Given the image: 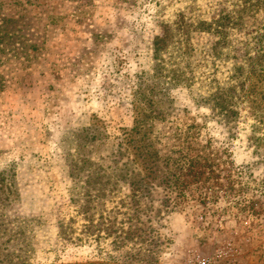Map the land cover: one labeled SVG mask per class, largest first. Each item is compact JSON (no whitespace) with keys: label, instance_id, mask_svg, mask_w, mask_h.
<instances>
[{"label":"rangeland","instance_id":"rangeland-1","mask_svg":"<svg viewBox=\"0 0 264 264\" xmlns=\"http://www.w3.org/2000/svg\"><path fill=\"white\" fill-rule=\"evenodd\" d=\"M242 1L0 0V170L18 190L7 213L33 219L31 264H264V77L246 80L255 112L254 92L233 120L210 108L264 33V0L236 21ZM221 13L226 38L190 31L180 65V14ZM164 25L177 47L163 60L185 74L149 103L137 90ZM119 142L149 191L112 179L101 196L96 165L112 168Z\"/></svg>","mask_w":264,"mask_h":264},{"label":"trees","instance_id":"trees-1","mask_svg":"<svg viewBox=\"0 0 264 264\" xmlns=\"http://www.w3.org/2000/svg\"><path fill=\"white\" fill-rule=\"evenodd\" d=\"M248 2H252V0L242 1L241 7L238 8L236 13V21L242 20L244 13L251 11L250 7H247ZM252 5L256 4L252 3ZM226 19H230L228 13H221L219 19L215 21L208 22L206 20L199 19L195 22V24H193L191 22L184 21L183 15L180 14V25L176 27V30L180 31L179 42L176 41L180 47V50L176 53L178 58L180 56V65L182 63L181 60L184 58V54L188 52L190 47V44L188 43L190 31L214 30L223 39L226 38L227 30L229 29L228 26H230V23L224 22ZM239 25L240 23L236 22V25L234 26ZM234 26L232 25V27ZM171 37L172 35L169 34V26L164 25L163 34L160 37H157L152 45L154 64L152 67L151 79L153 82L148 85V88L146 87L147 93H145L144 90L145 86L141 85V83L139 84L137 90L141 101L150 103L153 100V97H150V94L153 90L157 89L158 86H160V88L157 89V91H162L166 94L165 90L168 87L177 85L184 79V70L181 67L179 69V64L177 62L175 63V61H173V65L169 66L163 60L165 57L172 58L174 53L172 49L177 47ZM254 46V53L247 57L245 64L234 67L232 75L230 76L231 83H229L226 87H219L211 96L210 108L218 114H221V117H224L227 120H233L238 115V107L240 103L247 98L246 96L254 92L250 91L246 87V80L249 78H257V81H259L262 77H264V33H258L256 35ZM252 96V101L250 100V108H252L253 112H255L257 109L255 108L254 103L260 98H258L257 93L255 95V92ZM138 125H135L137 133L139 131L138 129L141 128V126ZM88 131L89 128L84 130V132H86L84 142L90 141L91 143L96 136H102L105 140L107 138V135H103L101 131H96L97 133H91ZM118 145L119 148L117 149L119 150V154L114 155L111 165L112 168H102L100 164L96 165L99 177L94 175V181H98L99 178L101 196L106 195L105 192L107 189L115 187L116 182L114 184L111 181L112 179H116V181H118V179L123 180V178H130L132 180L131 183L135 186V192L138 191L142 193L143 191H149V185L143 180V176H141L139 172L138 178L134 180V175H137V173L135 174L136 169L129 167L130 164L128 156L125 155L127 147H120V142ZM117 155L123 158L120 160V168L118 167L119 165H117L119 161H116ZM186 159L188 161L184 175L188 178H194L193 180L191 179L192 182L197 181L199 177L202 178L203 171L200 169L203 168L202 165L200 168H197L195 167L197 161H193L194 159ZM86 162L89 164L88 167L94 166L91 159H86ZM145 166L147 165H144V169H147ZM203 166H205V164ZM108 168H110V171H107ZM115 169L120 170L119 172H115ZM114 173L118 174L117 178H112L111 175ZM12 176L13 174L10 173L9 170H0V264H31L28 260L33 249L31 230V221L33 219L17 215L14 216L7 213L8 205L18 197V190ZM176 179L177 178H175V180ZM182 182V185L186 184V181L183 180Z\"/></svg>","mask_w":264,"mask_h":264},{"label":"built area","instance_id":"built-area-1","mask_svg":"<svg viewBox=\"0 0 264 264\" xmlns=\"http://www.w3.org/2000/svg\"><path fill=\"white\" fill-rule=\"evenodd\" d=\"M205 264V263H204ZM207 264H212L209 260L207 261Z\"/></svg>","mask_w":264,"mask_h":264}]
</instances>
